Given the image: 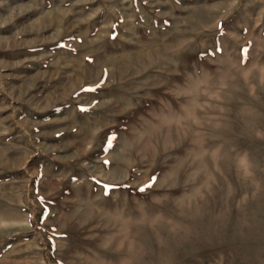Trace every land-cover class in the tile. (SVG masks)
I'll return each mask as SVG.
<instances>
[{
	"label": "rangeland",
	"instance_id": "rangeland-1",
	"mask_svg": "<svg viewBox=\"0 0 264 264\" xmlns=\"http://www.w3.org/2000/svg\"><path fill=\"white\" fill-rule=\"evenodd\" d=\"M0 264H264V0H0Z\"/></svg>",
	"mask_w": 264,
	"mask_h": 264
},
{
	"label": "crops",
	"instance_id": "crops-1",
	"mask_svg": "<svg viewBox=\"0 0 264 264\" xmlns=\"http://www.w3.org/2000/svg\"><path fill=\"white\" fill-rule=\"evenodd\" d=\"M110 182V181H109ZM109 182H106V183H104V182H100V181H92V182H90V183H88V184H85L86 186L85 187H87V186H90L89 184H91V183H94L95 184V186L94 187H96V188H99V187H101V189H103L104 187H108V183ZM98 192V191H97ZM103 192V191H102ZM104 193V192H103ZM81 194H83L82 192H79V195H81ZM90 192H89V194H88V196H86V198L88 197L89 199H92V197L90 196ZM99 198V197H98ZM85 201L87 202V201H90V200H88V199H85ZM89 206V205H88ZM91 207V206H90ZM84 217V215L81 213V218H83ZM83 220V219H82ZM98 251V250H97Z\"/></svg>",
	"mask_w": 264,
	"mask_h": 264
}]
</instances>
